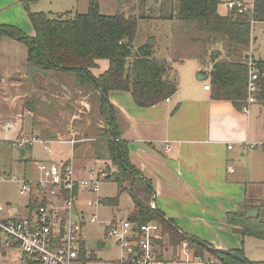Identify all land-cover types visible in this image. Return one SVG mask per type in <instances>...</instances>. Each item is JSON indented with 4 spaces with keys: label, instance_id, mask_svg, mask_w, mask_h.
<instances>
[{
    "label": "trees",
    "instance_id": "obj_1",
    "mask_svg": "<svg viewBox=\"0 0 264 264\" xmlns=\"http://www.w3.org/2000/svg\"><path fill=\"white\" fill-rule=\"evenodd\" d=\"M37 1L20 0L33 29L32 36L11 26H0V37L26 45L28 67L49 73L46 90L38 88L37 93L32 92L22 104L23 111L35 114L36 100L41 96L50 99L54 109H59L55 99L65 95L61 86H66L70 92L75 88L91 89L99 106L98 115L107 128L102 136L106 139L92 144L93 157L105 167L110 163L115 168L105 173L103 181L115 182L118 194L129 188L134 208L127 220L137 225L154 222L162 227L171 247L176 249L182 241H187L195 256H203L206 250L184 239L173 220L168 219L177 230L154 213L150 206L154 202L151 183L129 162L126 144L120 138V119L108 101V94L127 92L135 105L144 109L159 106L171 99L178 89V80L169 76L172 64L194 60L202 67H209L210 99L230 102L241 111L247 106L248 63L252 61L261 74L257 82L260 92L255 99L262 107L264 122V61L256 60L249 52L253 25L264 24V0H251L252 8L245 13L228 10L226 15L218 13L221 0H122L124 9L114 15L101 14L97 0H88L86 13H33L30 6ZM150 20L170 23L167 58L157 56L155 37H148L142 45L133 48L139 23ZM101 61L107 62V69L95 76L93 72ZM98 92H102L105 99L99 97ZM71 94L74 100L67 99L66 111L76 102L75 94ZM111 132L118 142L112 140ZM136 180L146 188L149 201L145 204L133 194ZM101 204L114 207L117 199H104ZM253 207V203L246 201L240 212L225 215L231 233L240 239V249L231 251L244 259L246 237L264 242V219L248 217ZM211 255L218 264H243L227 256ZM80 259L84 264L87 262L83 248ZM24 262L40 264L27 259Z\"/></svg>",
    "mask_w": 264,
    "mask_h": 264
},
{
    "label": "crops",
    "instance_id": "obj_2",
    "mask_svg": "<svg viewBox=\"0 0 264 264\" xmlns=\"http://www.w3.org/2000/svg\"><path fill=\"white\" fill-rule=\"evenodd\" d=\"M221 2L220 6H223L224 2L222 0ZM219 8L220 15L228 13V11L222 13ZM146 22L150 23L151 27L157 24L168 29L165 43H159L157 46V56L167 58L170 23L156 20ZM27 23H29L27 13L20 0H0V26H11L25 35L28 34L27 36H32L33 29L30 23L29 26ZM155 38L158 43L157 37ZM254 43L255 39L252 38L249 52L256 58L252 49ZM0 46L4 44L1 42ZM1 63L0 56V66ZM28 68L27 65L22 72L20 71L21 73L0 72V79L25 77ZM201 68L203 67L194 60L172 64L169 76L178 80V89L169 101L159 106L140 108L127 92H110L108 101L118 113L120 138L126 144L130 164L151 183L154 202L150 206L154 205L156 209H161L163 212L161 210L160 212L167 219L173 220L186 236L202 240L217 249L238 250L240 239L231 233L225 222V215L240 212L247 201L254 205L249 216H260L264 219V149L249 148V145L257 144L264 139L262 107L252 104L248 105L246 110L238 111L230 102L213 101L210 99L209 91L203 90V86L208 85L209 67H204L207 68L205 81L200 82L196 79ZM81 91L88 95L93 94L91 89L86 88L71 90L73 94ZM32 92L37 93V90L33 89ZM43 99L56 113L57 109L51 106L52 101L46 97ZM56 99L63 100V97ZM36 101L38 103L35 104V114L20 109L23 114L20 117L23 118L25 113L32 114V127L39 128V131L32 129L31 134L34 132L33 134L45 138L43 143L64 142L63 139L54 140L64 127L54 122H51L52 125L44 124L42 121L46 118L39 119L42 112L38 105L40 100ZM56 102L59 103L57 100ZM176 106L178 108L173 112ZM11 111L0 104V120L9 119L12 113L15 115ZM5 124L7 123L2 125L3 128ZM19 131H23V128ZM167 146L170 147V151H166ZM90 149L93 154L92 146ZM85 151L88 153V150ZM78 154L79 168L82 161L85 162V167L96 166L95 162H100L97 160L93 162L87 158L84 160V154L80 150ZM65 161L67 160L60 163ZM45 162L59 164L49 159L38 161L36 167ZM101 163L103 167L104 163ZM36 167L37 176L25 178L38 179ZM86 199L88 196L80 195V200Z\"/></svg>",
    "mask_w": 264,
    "mask_h": 264
},
{
    "label": "rangeland",
    "instance_id": "obj_3",
    "mask_svg": "<svg viewBox=\"0 0 264 264\" xmlns=\"http://www.w3.org/2000/svg\"><path fill=\"white\" fill-rule=\"evenodd\" d=\"M87 1L88 0H38L30 6V11L33 13L45 14H62L68 11L72 14L76 12L86 13ZM222 1L224 2V5L220 6L219 10L222 13H226L228 9L226 8L225 3L230 0ZM243 1L249 3L250 0ZM97 2L100 13L103 15H114L116 12L124 9L122 8L124 4V1L122 2V0H97ZM16 19L20 18L16 17ZM27 24L29 26V23ZM151 26L152 25L146 21L139 23L133 42V48L142 45L149 36L157 37L158 45L159 43H165L168 29L158 26L157 24H154L153 27ZM252 30V38L255 39V43L252 47L254 50L253 55L256 57V60L264 61V24H256ZM0 40H4L0 41V43L2 42L4 44V46H0V56L2 59L0 72L7 73L10 71L11 74L14 72H22L23 68L27 67L26 45L22 42L14 41L9 37H0ZM107 65L106 61L99 62V66L94 71V74L99 75L105 71ZM62 97L63 100L55 99L59 101V109H57L56 113L53 112V109L47 106L48 102H45L43 99L45 97L39 98L40 103L38 105H40L39 109L42 110L40 113L41 118L39 119L46 118L42 121L44 124L47 123L52 125L51 122H54L55 124L60 123V125L64 127L63 131L60 132V135L54 139H63L64 142H37L31 147L18 149L11 144V142L18 137H36L41 141H45L46 139L36 133L33 134L34 132L31 134L32 129H34V131H39L37 126L34 128L32 127V114L25 113L23 118L20 117L23 115L22 112H20V109L23 111L22 104L27 102L29 98L27 93L26 76L16 77L12 80L0 79V104H2L4 108L12 110L15 113V115L12 113V116L9 119L3 118V120H0V175H9L12 173V175L18 179L23 177L33 178L37 176L35 172L36 163L38 161L49 159L56 163L67 160L65 163L68 166H71L77 175H82V177L87 176L89 173L98 175L99 173H108V170L112 172L115 170L110 163L108 164V167H105V165L102 167L101 162H95L96 166L91 165L85 167V162L82 161L80 163V168L77 167L78 159L80 157L78 154L79 150L84 154V160L87 158L88 160H93V162L95 161L90 147L94 141L106 139L105 136L104 138L102 137L104 134L103 131L107 130L106 123L103 122L98 115L99 106L95 100L96 96L94 93L88 95L86 92L84 93L81 91V93L75 94L74 97L76 102L70 107L71 110L69 111H66L64 107L65 104H67V96L65 97V95H62ZM36 103H38V101ZM16 115L22 119H19ZM4 123L14 125V127L10 130H5L2 127ZM48 127L50 128V126ZM21 128H23V131H19ZM18 131L19 133L17 134ZM71 141L75 142L74 151L69 143ZM48 149L51 151L50 156L47 153ZM85 149L88 150V153ZM72 152L73 155H71ZM126 189L127 190L122 194H118V186L115 182L111 179L102 181L99 186V197L101 199H117V205L114 207L103 206L97 211L90 210L86 215H94L99 221H109L113 218L121 220L127 219L133 211L134 204L128 193L129 188ZM133 194L143 204L149 201V196L146 194V188L139 180H136L134 183ZM28 205V198L19 196L18 186L15 183L0 181V206L5 209L13 207L17 209L19 217L25 218L27 216L26 209ZM100 241H103L104 243V247L101 249L98 248V242ZM106 245H108L109 248H106ZM84 249L88 258L87 264H117L115 261L119 256L118 249L111 242L104 239L103 232L97 226H87L85 228ZM243 250L244 257L247 261L264 262L263 241L246 237L243 240ZM204 255L213 257L207 250L204 251ZM24 260L21 251L17 248L8 249L4 257L0 254V264H25Z\"/></svg>",
    "mask_w": 264,
    "mask_h": 264
},
{
    "label": "built area",
    "instance_id": "obj_4",
    "mask_svg": "<svg viewBox=\"0 0 264 264\" xmlns=\"http://www.w3.org/2000/svg\"><path fill=\"white\" fill-rule=\"evenodd\" d=\"M225 5L229 11L238 14L252 8L251 0L249 3L230 0ZM248 70L247 106L259 104L255 95L260 92L257 82L261 78L252 61L248 63ZM203 90L209 91V86L204 85ZM13 127L5 124L4 129ZM37 142L43 141L22 136L11 144L22 149ZM74 143L71 141V146ZM249 147L264 148V139ZM166 151H170L169 146ZM47 153L50 155L51 151L48 149ZM36 168L39 173L36 180L25 177L18 179L12 173L0 175L1 182L15 183L19 196L29 201L25 218L19 217L17 209L13 207L5 209L0 206V254L6 255L8 249L17 248L24 259L40 264H84L80 252L85 246V228L97 226L103 232L104 239L118 249L117 264H218L213 257L195 256L187 241H182L174 249L167 244V235L162 227L154 222L137 225L127 219L99 221L94 215L87 216L88 211H97L102 206L98 193L105 173L77 177L73 168L66 163L56 165L45 162ZM81 194L88 196V199L80 200ZM85 258L88 262L86 252Z\"/></svg>",
    "mask_w": 264,
    "mask_h": 264
},
{
    "label": "water",
    "instance_id": "obj_5",
    "mask_svg": "<svg viewBox=\"0 0 264 264\" xmlns=\"http://www.w3.org/2000/svg\"><path fill=\"white\" fill-rule=\"evenodd\" d=\"M26 78H27V93H28V95H30V94H32L33 89L39 88L41 90H46L47 84H48L47 79L49 78V73H47L43 70H40L36 67H29L28 71H27ZM41 78H43V79H41ZM196 79L200 82L205 81L207 79V68H204V67L201 68L196 75ZM61 90L64 91L65 94H67V96L70 100H74L70 90L66 86H61ZM5 92H6V90H5ZM98 95L102 99H105L102 92H98ZM110 134L112 136V140L118 142L117 138L113 135V133L111 132ZM151 207H152L154 213L160 219H162L172 229L177 230L176 227L174 225H172L170 223V221L162 213H160L154 205H152ZM248 217L254 218L255 216H253V217L249 216V213H248ZM177 231L179 233H181V235L184 239L192 241V242L202 246L205 250H207L208 252H210L213 255L227 256V257L235 259V260H237L243 264H247L244 258L238 256L237 254H235L234 252H232L230 250L214 248V247L208 245L207 243H205L199 239H196V238L191 237V236H186L185 234H183L179 230H177ZM102 247H103V241L98 242V248L101 249ZM106 248H108L107 245H106ZM2 256L4 257L5 254H2Z\"/></svg>",
    "mask_w": 264,
    "mask_h": 264
}]
</instances>
